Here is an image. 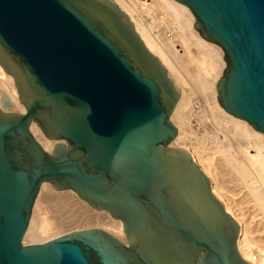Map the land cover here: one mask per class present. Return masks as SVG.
Masks as SVG:
<instances>
[{
	"label": "water",
	"instance_id": "1",
	"mask_svg": "<svg viewBox=\"0 0 264 264\" xmlns=\"http://www.w3.org/2000/svg\"><path fill=\"white\" fill-rule=\"evenodd\" d=\"M176 1L224 51L221 106L264 134V0ZM0 65L27 109L0 110V264H248L211 181L171 147L182 91L112 0H0ZM45 182L123 221L127 244L93 229L24 246Z\"/></svg>",
	"mask_w": 264,
	"mask_h": 264
},
{
	"label": "bare ground",
	"instance_id": "2",
	"mask_svg": "<svg viewBox=\"0 0 264 264\" xmlns=\"http://www.w3.org/2000/svg\"><path fill=\"white\" fill-rule=\"evenodd\" d=\"M112 1L130 18L150 54L161 61L168 78L182 91L170 118L179 130L171 147L192 156L211 181L212 194L242 229L238 241L242 259L248 264H264V134L229 114L218 100L217 86L227 68L223 49L202 37L193 12L176 0ZM197 102L204 104L202 111H196ZM0 110L27 112L14 78L1 65ZM30 131L52 154L57 142L46 138L35 122ZM93 229L127 244L123 221L98 211L73 190L57 191L45 182L23 244H46Z\"/></svg>",
	"mask_w": 264,
	"mask_h": 264
},
{
	"label": "built area",
	"instance_id": "3",
	"mask_svg": "<svg viewBox=\"0 0 264 264\" xmlns=\"http://www.w3.org/2000/svg\"><path fill=\"white\" fill-rule=\"evenodd\" d=\"M204 109V104L202 102L196 103V111H202Z\"/></svg>",
	"mask_w": 264,
	"mask_h": 264
},
{
	"label": "rangeland",
	"instance_id": "4",
	"mask_svg": "<svg viewBox=\"0 0 264 264\" xmlns=\"http://www.w3.org/2000/svg\"><path fill=\"white\" fill-rule=\"evenodd\" d=\"M224 58H225V54H224ZM238 192V191H237ZM243 195V194H242ZM242 197V196H241ZM262 231V230H261ZM24 245V244H23ZM25 246V245H24Z\"/></svg>",
	"mask_w": 264,
	"mask_h": 264
}]
</instances>
